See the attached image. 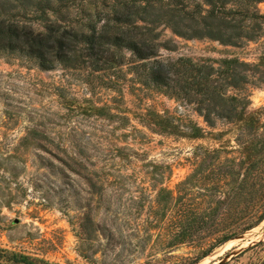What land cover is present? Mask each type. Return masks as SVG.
Masks as SVG:
<instances>
[{"label":"rangeland","instance_id":"obj_1","mask_svg":"<svg viewBox=\"0 0 264 264\" xmlns=\"http://www.w3.org/2000/svg\"><path fill=\"white\" fill-rule=\"evenodd\" d=\"M84 8L93 12L95 3ZM256 9L264 16V2ZM28 22L41 29V21ZM156 32L154 59L236 71L246 84L233 80L226 96L246 113L264 108V20L258 37L238 47L185 40L164 26ZM233 60L245 65H229ZM141 66L128 51L119 67L102 72L42 71L25 57L0 56V249L57 264H216L247 244L223 264H263L260 227L205 257L214 240L175 245L166 237L173 228L162 218L177 212L166 204L169 193L190 188L199 198L215 182L181 184L198 164H209L211 151L221 150L218 169L226 158L237 164L244 138L232 122L214 117L210 127L190 104L143 87ZM148 113L173 117L186 134L191 121L204 129L202 137L152 131ZM261 194L251 222L263 213Z\"/></svg>","mask_w":264,"mask_h":264},{"label":"trees","instance_id":"obj_2","mask_svg":"<svg viewBox=\"0 0 264 264\" xmlns=\"http://www.w3.org/2000/svg\"><path fill=\"white\" fill-rule=\"evenodd\" d=\"M261 2L264 0H0V56L25 57L42 71L61 66L102 72L119 67L122 54L128 51L135 62H141L143 87L190 104L210 127L215 124L214 117L236 125L244 138L237 164L226 158L218 169L214 160L221 150L209 152V164H198L181 186L203 179L215 183L198 193L197 199L191 197L190 188L183 189L177 197L169 193L166 204L173 203L176 216L162 218L173 228L166 234L172 244L214 240L205 257L213 248L264 220L263 210L257 220L250 221L255 195L260 191L264 195V108L246 113L244 106L238 110L235 99L226 96V88H235L233 80L246 84V76L236 71L215 69L188 58L154 59L158 47L156 30L164 26L185 40L238 47L258 37L264 16L256 6ZM92 3L93 12L84 8ZM75 8L78 11L74 15ZM31 20L41 21V29L35 30L28 22ZM228 64L245 65L235 60ZM148 116L146 125L152 131L182 138L202 137L204 129L191 121L185 124L190 129L186 134L171 116ZM0 264L57 263L0 249Z\"/></svg>","mask_w":264,"mask_h":264},{"label":"water","instance_id":"obj_3","mask_svg":"<svg viewBox=\"0 0 264 264\" xmlns=\"http://www.w3.org/2000/svg\"><path fill=\"white\" fill-rule=\"evenodd\" d=\"M262 222H263V221H262ZM262 222H261V223H262ZM261 223H260V224H261ZM260 224H259V225H260ZM259 225H257L256 227H258ZM256 227H254V228H256ZM254 228H253V229H254ZM253 229H251V230H253ZM251 230H249V231H247V232H250ZM247 232H245V233H243V234H241V235H239V236H237V237H235V238H233V239L227 241L226 243L231 242V241H234V240H238V239H239V240H240V239H243V236H244ZM259 239H263V238H259ZM226 243H224V244H226ZM224 244H222V245H224ZM222 245H221V246H222ZM246 247H247V246H246ZM246 247H244V248L238 247L237 249L232 250V252H231L230 254H228L223 260L217 262L216 264H223V263H225V261L227 260V258H228L229 256H232V255H234V254H236V253H242ZM196 264H197V263H196Z\"/></svg>","mask_w":264,"mask_h":264},{"label":"bare ground","instance_id":"obj_4","mask_svg":"<svg viewBox=\"0 0 264 264\" xmlns=\"http://www.w3.org/2000/svg\"><path fill=\"white\" fill-rule=\"evenodd\" d=\"M259 227L261 228V232H260V233H262V235L259 236V237H257V238H263V239H264V221H263L258 227L254 228V229L251 230L250 232H247V233L243 236V239H240V240L238 239V240H234V241H237V242L240 241V242H241V241H243L244 239L246 240V238H248L249 235L252 237V235H251L252 232H254V230L257 229V228L259 229ZM257 235H258V234H257ZM257 238L255 237L254 240H257ZM261 240H262V239H261ZM250 241H251V240H250ZM227 244H228V243H227ZM233 245H234V244H233ZM246 245H247V244L243 245L241 248H244ZM224 246H225V245H224ZM226 247H227V246H225L224 248H226ZM221 248H222V247H221ZM221 248H220V249H221ZM220 249H219V250H220ZM218 252H219V251H218ZM218 252H217V253H218ZM209 256H210V255H209ZM209 256H208V257H209Z\"/></svg>","mask_w":264,"mask_h":264}]
</instances>
